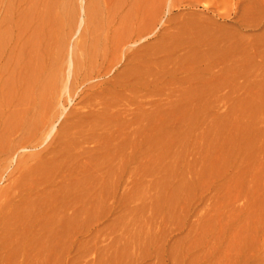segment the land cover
<instances>
[{
	"label": "rangeland",
	"instance_id": "obj_1",
	"mask_svg": "<svg viewBox=\"0 0 264 264\" xmlns=\"http://www.w3.org/2000/svg\"><path fill=\"white\" fill-rule=\"evenodd\" d=\"M75 4L66 59L110 34L108 59L79 77L71 60L44 131L0 152L1 235L19 237L0 264H264V0H113L85 37ZM122 82L106 107L99 92ZM45 154L64 166L36 170L26 218L20 161Z\"/></svg>",
	"mask_w": 264,
	"mask_h": 264
},
{
	"label": "bare ground",
	"instance_id": "obj_2",
	"mask_svg": "<svg viewBox=\"0 0 264 264\" xmlns=\"http://www.w3.org/2000/svg\"><path fill=\"white\" fill-rule=\"evenodd\" d=\"M112 1L87 0L85 12L89 28L86 33L84 32L83 37L96 33L100 25L99 20L102 18L104 20L103 27L108 28L109 23L105 21L107 20L105 15L115 11L111 5ZM144 1L140 0V4ZM0 2L8 4L0 23L4 25V29L0 32V60L2 57L6 59L4 64H0V152L10 153L12 149L21 147L23 141L30 143L39 130L44 131L46 126L41 125L47 123L48 107L56 95L62 94L66 90L68 84L66 78L70 76L71 60L75 66L73 73L76 77L81 76L80 73L83 70L91 68L99 70L108 59L110 51L108 46L112 42L110 40L112 36L107 34L106 43L104 39L97 40V37L100 36L93 35L94 38L90 43L84 45L80 43L75 46L73 59L68 61L64 43L75 25V0H0ZM140 32H142L140 28H137L135 33L139 36ZM120 40H123L122 43L127 41V34L122 35ZM140 56L144 57L145 53L141 52ZM131 86L132 84L123 82L113 83L104 92L100 91L105 106L109 107L119 97L118 88L121 87L120 91H122V89ZM10 106H17V108L8 112L6 108ZM17 130L21 131L23 136L14 142L5 143L9 132ZM64 134L59 143L60 153L65 150L67 144L73 143L69 140L70 135L66 132ZM109 135L105 134V141L110 138ZM65 137L67 141L64 140ZM20 165L24 167V177L18 186L23 189V192L18 196V203L20 199L27 197V190L34 187L35 180L33 179L39 172L36 170L42 171V180L46 182L50 169H60L64 166V161L51 159L48 154H45L42 156L41 168H38L37 164L30 165L29 156L21 159ZM10 203H12L11 205L17 204L16 202ZM32 206L33 201L28 196L23 199V202L21 201L20 206L15 207L26 212V218H28L33 213ZM9 209L12 211L11 208ZM4 212V209H0V247H7L13 241L12 251L16 253L18 235L16 233L1 235V231L5 227L1 223ZM30 238L25 239L29 240Z\"/></svg>",
	"mask_w": 264,
	"mask_h": 264
}]
</instances>
